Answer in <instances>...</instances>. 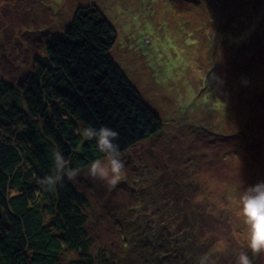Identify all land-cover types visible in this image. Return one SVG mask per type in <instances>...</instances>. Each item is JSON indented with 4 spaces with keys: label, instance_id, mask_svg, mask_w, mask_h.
I'll list each match as a JSON object with an SVG mask.
<instances>
[{
    "label": "rangeland",
    "instance_id": "374dc122",
    "mask_svg": "<svg viewBox=\"0 0 264 264\" xmlns=\"http://www.w3.org/2000/svg\"><path fill=\"white\" fill-rule=\"evenodd\" d=\"M256 1L264 7V0ZM246 3L0 0V78L18 82L32 69L33 57L45 55L47 41L65 33L76 10L95 7L115 29L113 58L161 118L160 133L121 155L125 169L115 187L88 178L87 168L73 181L88 200L86 193L96 199L95 220L89 210L92 239L125 264H142L137 251L146 245L133 247V236L147 217L151 230L177 231L183 240L192 233L182 248L186 260L203 252L195 249L200 240L195 236L205 231L200 210L212 211L214 217L206 214L207 225L215 230L228 221L231 235L247 245L238 198L248 186L264 181V15L256 5L243 10ZM224 36L231 48L219 40ZM210 93L213 98L205 99ZM193 106L202 109L199 117ZM167 209L169 218L162 214ZM117 216L127 221L122 234L116 231ZM136 217V223L130 221ZM220 243L213 246L222 249ZM192 246L193 254L188 251ZM253 264H264V255Z\"/></svg>",
    "mask_w": 264,
    "mask_h": 264
},
{
    "label": "trees",
    "instance_id": "16d2710c",
    "mask_svg": "<svg viewBox=\"0 0 264 264\" xmlns=\"http://www.w3.org/2000/svg\"><path fill=\"white\" fill-rule=\"evenodd\" d=\"M254 1L246 0L241 7L256 5L254 9L264 15L263 4ZM225 32L240 33L237 29ZM115 38L114 27L97 8H79L65 33L47 41L45 55H35L32 69L18 82L0 78V264H125L108 246L92 239L89 210L94 220L99 212L94 208V196L86 193L91 196L88 200L67 179L54 193L43 191L38 184L51 171L52 148L59 149L66 164L78 173L104 158L96 151L94 140L79 134L81 128L107 126L117 131L115 143L121 155L163 129L160 116L113 58ZM219 40L231 48L225 36ZM229 51L231 57L234 50ZM214 95L204 98L211 100ZM193 107L199 117L202 109ZM221 107L227 104L221 102ZM168 210L162 212L167 218ZM209 213L213 216L211 210L198 213L205 231L195 236L200 239L195 249L203 252L187 260L182 248L191 242L192 233L183 240L177 231L166 235L160 229L151 230L146 216L133 236V247L146 245L137 251L141 263L201 264L203 260L204 264H235L247 245L231 235L228 221L217 230L213 224L207 225ZM122 217H114L121 234L122 222H127ZM220 241L222 249L213 246ZM216 249L222 251L216 253ZM188 251L195 253L193 246Z\"/></svg>",
    "mask_w": 264,
    "mask_h": 264
},
{
    "label": "clouds",
    "instance_id": "9594fccd",
    "mask_svg": "<svg viewBox=\"0 0 264 264\" xmlns=\"http://www.w3.org/2000/svg\"><path fill=\"white\" fill-rule=\"evenodd\" d=\"M79 134L94 140L96 151L104 157L94 160L88 166L87 177L102 181L108 187H115L121 180L125 169L119 145L115 143L118 139V132L110 127L102 126L81 128ZM49 156L52 163L51 171L41 178L38 184L43 191L54 193L65 179L76 180L78 172L66 164L59 149H50ZM238 204L239 215L247 229V251H241L238 254L235 264H253V258L264 255V181L245 188L239 195ZM201 264H204L203 260Z\"/></svg>",
    "mask_w": 264,
    "mask_h": 264
}]
</instances>
